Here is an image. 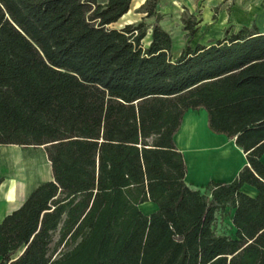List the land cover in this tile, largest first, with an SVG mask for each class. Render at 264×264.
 Here are the masks:
<instances>
[{"label":"trees","instance_id":"16d2710c","mask_svg":"<svg viewBox=\"0 0 264 264\" xmlns=\"http://www.w3.org/2000/svg\"><path fill=\"white\" fill-rule=\"evenodd\" d=\"M133 1L0 0V145L44 147L53 176L0 223V264H264V32L173 59L162 0L109 28ZM200 108L246 154L232 182H186L174 136Z\"/></svg>","mask_w":264,"mask_h":264},{"label":"crops","instance_id":"0c3cea01","mask_svg":"<svg viewBox=\"0 0 264 264\" xmlns=\"http://www.w3.org/2000/svg\"><path fill=\"white\" fill-rule=\"evenodd\" d=\"M170 1L172 4L169 5H184L191 14L200 10L202 12L201 17L198 19L199 22L196 26V32L194 36L190 37L192 43L190 42L188 46H191L192 48H195L198 44L207 46L211 45L216 40L222 38L224 31L227 28L236 31L243 26H252L253 24H256L258 29L261 32H264V0ZM144 2L145 0H141L140 5ZM163 5L165 4L162 0L160 4L161 13ZM218 5L225 6L220 10L219 14L214 17L213 8ZM209 136L212 138L224 139L227 143H230L233 146L236 158L240 161V165L231 177L226 179L218 178L206 169L204 170L203 167H206L205 162L210 155L209 152H207L209 150L206 148L205 144L202 143V137ZM230 140H233V142ZM174 141L178 150L184 156L187 167L186 182L192 188L204 187L211 180L224 183L232 182L238 176L239 172L248 164L246 154L236 146L234 139H229L225 134L216 133L210 129L208 112L204 108L198 110L190 109L184 114L180 129L174 136ZM33 147L34 146L25 147L14 144L0 145V178L3 179L0 184V223L8 214L21 207L25 200L39 185L53 179L52 176V179L50 178L47 181L31 187L28 181L20 178L10 170V168H12V161L9 158L10 153L15 148L38 151ZM208 161L210 162V158ZM262 161L264 162V156L262 157ZM201 164H203L202 167ZM48 165L50 166L52 173L50 161H48ZM241 190L252 197H257L259 194L258 189L248 183H245ZM153 212L145 214L148 215ZM234 212L235 210L232 209L231 215H233Z\"/></svg>","mask_w":264,"mask_h":264},{"label":"rangeland","instance_id":"374dc122","mask_svg":"<svg viewBox=\"0 0 264 264\" xmlns=\"http://www.w3.org/2000/svg\"><path fill=\"white\" fill-rule=\"evenodd\" d=\"M140 3L141 0L133 1L129 13L119 21L109 25V28L121 29L129 23H138L143 19H145L147 23H153L155 21L154 18H145V14L140 11ZM163 3L165 5H163L162 7V19L160 21V24L172 34V37L174 39L172 58L175 59L182 51L187 48L190 42L192 43L190 38L187 36L185 21L188 19L198 20L201 17L202 12L201 10L196 11L193 13L195 16H192V14L186 9V7H184V5H169L172 4L170 0H163ZM224 6L225 5H218L213 8L214 17L219 14L220 10H222ZM151 33L152 29L150 28L146 37L143 39V43L145 46L149 45L150 43ZM230 141L233 142V140ZM33 148H35V150H38L35 152L45 153L46 160L49 161L46 150L43 147ZM140 208L144 213L153 211L155 212L158 208V205L154 202L149 201L141 204ZM227 213H229V215H227ZM215 228L218 233L234 234V229L231 224V210H226L225 212H219L217 214Z\"/></svg>","mask_w":264,"mask_h":264},{"label":"bare ground","instance_id":"6f19581e","mask_svg":"<svg viewBox=\"0 0 264 264\" xmlns=\"http://www.w3.org/2000/svg\"><path fill=\"white\" fill-rule=\"evenodd\" d=\"M202 143L205 144L209 150L207 152L210 155L205 162L206 167H203L204 170L206 169L218 178L226 179L231 177L240 165L233 146L224 139L212 138L210 136L202 137ZM9 158L12 161V168L10 170L20 178L28 181L31 187L50 178L52 179V173L45 153L15 148L10 153ZM209 158L210 162L208 161Z\"/></svg>","mask_w":264,"mask_h":264}]
</instances>
